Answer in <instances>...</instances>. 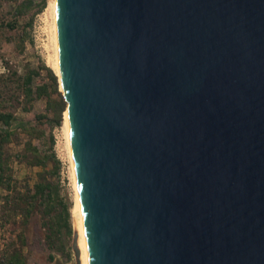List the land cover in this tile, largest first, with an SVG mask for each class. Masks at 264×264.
Returning a JSON list of instances; mask_svg holds the SVG:
<instances>
[{
  "label": "water",
  "instance_id": "water-1",
  "mask_svg": "<svg viewBox=\"0 0 264 264\" xmlns=\"http://www.w3.org/2000/svg\"><path fill=\"white\" fill-rule=\"evenodd\" d=\"M54 28L89 264H264V0H54Z\"/></svg>",
  "mask_w": 264,
  "mask_h": 264
},
{
  "label": "rangeland",
  "instance_id": "rangeland-1",
  "mask_svg": "<svg viewBox=\"0 0 264 264\" xmlns=\"http://www.w3.org/2000/svg\"><path fill=\"white\" fill-rule=\"evenodd\" d=\"M48 4L49 0H0V158L5 177L11 178L10 190L0 186V262L21 252L26 264H80L72 248L75 190L63 132L67 104L50 63ZM5 132L10 135L2 141ZM41 157L45 163L34 164ZM38 182L52 185L51 215L68 212L69 229L55 221L50 240L43 208L37 206L29 217L24 214L25 197Z\"/></svg>",
  "mask_w": 264,
  "mask_h": 264
},
{
  "label": "trees",
  "instance_id": "trees-1",
  "mask_svg": "<svg viewBox=\"0 0 264 264\" xmlns=\"http://www.w3.org/2000/svg\"><path fill=\"white\" fill-rule=\"evenodd\" d=\"M8 24V23H6ZM2 24H0L1 26ZM11 25V24H10ZM48 71L51 75V77L53 78L54 81H56V75L52 72V70L50 68H48ZM28 82H30L29 78H28ZM32 91L30 88H28V94H31ZM65 107V103L63 102V108ZM8 117H10V114L8 115ZM24 129L26 131H28L30 129V127H24ZM10 135V132H5L1 138L2 141H4L5 139H7ZM53 139L50 138V144H52ZM51 157L53 156V154L50 155ZM54 158V156H53ZM45 157H41L38 158L37 160H35L34 164H44L45 162ZM3 164V159L0 158V186L5 187L6 189L10 190L11 189V178L10 176L5 177L4 175V170L3 167L1 166ZM52 185L49 182H38L34 185V190L32 193H29L28 196L25 197V202H26V209H25V216L29 217L31 212L34 211V209L37 206H40L43 208L42 212L43 215L46 216V221H43V224L46 226L47 228V234H46V238L47 239H51V235H52V229H53V223L55 221H62L63 223H65L69 229V225L67 223V216H68V212L67 210L63 211L61 210L59 214H52V204H51V197H52ZM0 264H26L25 259L22 255L21 252H14L11 253L10 255H8L7 257L4 258V262H0Z\"/></svg>",
  "mask_w": 264,
  "mask_h": 264
},
{
  "label": "bare ground",
  "instance_id": "bare-ground-1",
  "mask_svg": "<svg viewBox=\"0 0 264 264\" xmlns=\"http://www.w3.org/2000/svg\"><path fill=\"white\" fill-rule=\"evenodd\" d=\"M48 12L51 18V33H52V43H53V55L50 56V63L56 74L58 75L57 70V56H56V45H55V28H54V0H49L48 4ZM64 127L63 132L65 135V146L68 153V157L70 159L71 170H72V178L74 182V190H75V205L73 209L76 233H77V247L79 250V261L80 264H89V255H88V247H87V238H86V231L84 225V218H83V211L79 197V191L77 186V180L73 165V158H72V151H71V144H70V137H69V130L67 124V118L65 114L64 118Z\"/></svg>",
  "mask_w": 264,
  "mask_h": 264
}]
</instances>
